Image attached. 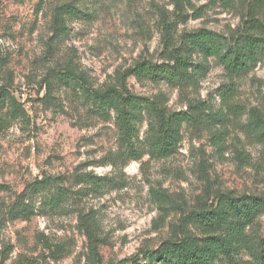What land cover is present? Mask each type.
Listing matches in <instances>:
<instances>
[{
  "label": "rangeland",
  "instance_id": "obj_1",
  "mask_svg": "<svg viewBox=\"0 0 264 264\" xmlns=\"http://www.w3.org/2000/svg\"><path fill=\"white\" fill-rule=\"evenodd\" d=\"M189 1L184 21L174 0H0V264H168L142 251L203 237L202 212L219 195H264V140L251 126L254 110L264 121V50L237 75L196 50L181 84L125 75L137 61L161 60L166 22L174 39L241 25V0ZM64 67L95 88L124 85L196 118L158 157L155 119L142 108L134 158L114 111L63 83ZM246 234L264 237V211ZM232 260L256 264L246 246Z\"/></svg>",
  "mask_w": 264,
  "mask_h": 264
},
{
  "label": "trees",
  "instance_id": "obj_2",
  "mask_svg": "<svg viewBox=\"0 0 264 264\" xmlns=\"http://www.w3.org/2000/svg\"><path fill=\"white\" fill-rule=\"evenodd\" d=\"M174 2L177 16L185 21L184 9L186 5L191 6L190 1ZM241 3L245 10L241 25L230 35L199 28L184 32L178 39H174L169 23L166 22L162 52L164 56L161 60L137 61L125 70V75L153 80L163 78L172 84H181L192 76L190 70L193 67V50L205 57L214 56L229 75L246 71L264 50V0H241ZM62 9L70 15L77 14V9L72 4H64ZM57 76L63 83L76 84L80 94L89 104L114 111L120 142L129 149L130 155L134 158L141 155V151L135 148L134 140L137 135L136 122L142 108L155 119L150 151L151 155L158 157L167 156L172 152L179 140L181 125L196 118L187 111H168L156 100L138 97L124 85L119 87L110 84L95 88L70 67H64ZM198 106L195 105L194 110H198ZM251 119V126L255 131L260 130L257 135L264 140V121L256 110L252 111ZM263 211L264 195L243 194L238 197L219 195L217 205L202 212L204 220L201 230L205 234L203 237L198 240L184 237L177 241H164L156 250H143V255L168 264H212L218 257H225L229 263H233V252L239 246H246L256 264H264V237L252 240L246 234L247 224ZM192 214L194 217L197 215Z\"/></svg>",
  "mask_w": 264,
  "mask_h": 264
}]
</instances>
